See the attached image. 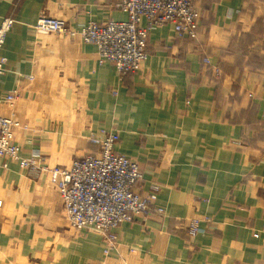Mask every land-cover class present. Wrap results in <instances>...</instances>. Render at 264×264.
I'll use <instances>...</instances> for the list:
<instances>
[{
  "label": "crops",
  "instance_id": "crops-1",
  "mask_svg": "<svg viewBox=\"0 0 264 264\" xmlns=\"http://www.w3.org/2000/svg\"><path fill=\"white\" fill-rule=\"evenodd\" d=\"M118 1L0 0V22L13 19L0 98L15 92L0 116L38 167L66 169L96 149L90 134L113 133L163 213L122 223L104 254L100 234L69 225L47 169L0 158V264H264V0H194V36L156 27L123 79L94 44L34 29L40 16L120 21Z\"/></svg>",
  "mask_w": 264,
  "mask_h": 264
},
{
  "label": "built area",
  "instance_id": "built-area-1",
  "mask_svg": "<svg viewBox=\"0 0 264 264\" xmlns=\"http://www.w3.org/2000/svg\"><path fill=\"white\" fill-rule=\"evenodd\" d=\"M116 7L125 13V19L103 23L88 21L72 28L66 21L40 16L34 26L37 33H55L68 37L78 36L97 48L99 64L109 63L119 79L137 70L147 58V39L156 27L171 24L176 37L194 36L200 21V12L194 0H119ZM13 25L11 17L0 22V50ZM209 63L208 58H203ZM6 58L0 53V76L5 70ZM15 92L0 98L11 102ZM13 122L0 116V158L17 161L20 168L46 170L62 201V211L74 229H90L104 240V254L117 249L116 229L138 215L151 211L162 214L155 206L159 186L151 184L147 193L137 185L142 175L136 159L115 151L116 136L111 132L90 134L88 140L94 151L76 157L66 169L36 166L35 159L19 154L13 143ZM5 166V164H4ZM197 220L186 224V234L194 237L200 233Z\"/></svg>",
  "mask_w": 264,
  "mask_h": 264
},
{
  "label": "rangeland",
  "instance_id": "rangeland-1",
  "mask_svg": "<svg viewBox=\"0 0 264 264\" xmlns=\"http://www.w3.org/2000/svg\"><path fill=\"white\" fill-rule=\"evenodd\" d=\"M50 168L52 169V168H58V167H50ZM36 171H38V170H36ZM39 172H41V171H39ZM48 174H49V173H48ZM49 181H50V179H49ZM49 183H51V184H52V182H51V181H50ZM52 185H53V188H56L54 184H52ZM64 216H65V215H64ZM65 218H66V217H65ZM66 220H67V219H66Z\"/></svg>",
  "mask_w": 264,
  "mask_h": 264
}]
</instances>
